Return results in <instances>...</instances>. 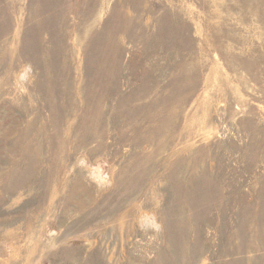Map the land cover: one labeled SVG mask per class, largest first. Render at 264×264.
<instances>
[{"label": "rangeland", "instance_id": "obj_1", "mask_svg": "<svg viewBox=\"0 0 264 264\" xmlns=\"http://www.w3.org/2000/svg\"><path fill=\"white\" fill-rule=\"evenodd\" d=\"M0 264H264V0H0Z\"/></svg>", "mask_w": 264, "mask_h": 264}]
</instances>
